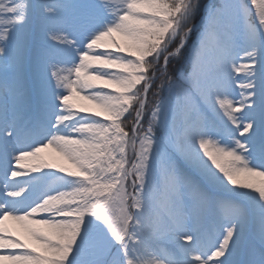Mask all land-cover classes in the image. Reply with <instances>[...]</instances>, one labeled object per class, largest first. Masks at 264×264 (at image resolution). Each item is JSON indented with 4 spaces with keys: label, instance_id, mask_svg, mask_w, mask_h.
<instances>
[{
    "label": "snow or ice",
    "instance_id": "obj_1",
    "mask_svg": "<svg viewBox=\"0 0 264 264\" xmlns=\"http://www.w3.org/2000/svg\"><path fill=\"white\" fill-rule=\"evenodd\" d=\"M0 264H264V0H0Z\"/></svg>",
    "mask_w": 264,
    "mask_h": 264
}]
</instances>
